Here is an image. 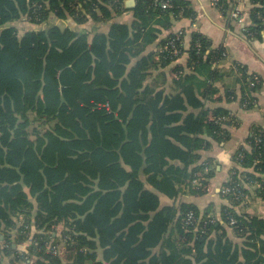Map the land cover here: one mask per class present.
Listing matches in <instances>:
<instances>
[{"label": "trees", "instance_id": "trees-1", "mask_svg": "<svg viewBox=\"0 0 264 264\" xmlns=\"http://www.w3.org/2000/svg\"><path fill=\"white\" fill-rule=\"evenodd\" d=\"M164 1L170 5L162 7ZM225 2L215 0L221 9ZM248 3L247 32L259 33L264 0ZM122 10L123 0H0V241L6 244L0 258L264 264V219L235 210L244 195L236 174L222 185L233 190L221 191L229 205L218 215L190 203H160V195L176 200L187 185L201 193L212 176L208 161L194 166L199 151L209 146L206 136L221 140L232 124L229 111L206 106L214 81L230 78L227 95L240 86L248 107L258 78L240 63L224 73L215 68L227 62L225 48L212 49L194 31L188 72L176 65L168 82L164 69L180 54L165 46L177 33L157 51L143 52L172 21L195 17L187 0H136L134 21L112 23L108 33L79 27ZM247 144L250 151L240 148L237 159L264 172V135L253 130ZM257 192L264 199V182ZM189 211L197 221L186 225ZM58 224L63 228L53 235ZM49 237L67 262L46 250Z\"/></svg>", "mask_w": 264, "mask_h": 264}, {"label": "crops", "instance_id": "crops-1", "mask_svg": "<svg viewBox=\"0 0 264 264\" xmlns=\"http://www.w3.org/2000/svg\"><path fill=\"white\" fill-rule=\"evenodd\" d=\"M128 1L123 0L124 10L117 14L114 13L109 21H90L79 27L85 29V31H90V33L93 29L108 33L112 23L131 24L135 18L133 7L136 0L131 5ZM187 1L195 11V17L193 19L181 18L172 21L171 27L162 30L158 34L157 40L148 45L143 54L157 51L160 43L166 37L172 33L182 32L181 53L175 61L164 69L169 82L174 77V73H172L174 66H183L184 72H188L186 64L192 32L199 31L211 41L212 49L225 48L227 62H215V68L221 69L224 73L228 70V65L233 62L240 63L246 66L249 74H253L258 78V89L251 94L252 105L246 107L247 101L242 102L240 86H235V93L231 96L227 95V91L231 89L225 86L229 84L230 78H226L223 74L224 78L214 81L216 92L212 99L206 102V106L208 109L223 108L229 111L232 124L227 125V134L221 140L206 136L209 146L199 151L200 159L194 166L208 161L210 164L209 170L213 171L212 176L206 180V185L201 193L194 191L187 185L184 187V192L176 200L160 195V203L161 205L175 204L176 206L181 203H190L203 214L218 215L223 205H229L227 198L221 194V187L231 179L233 174H236L235 177L240 180L244 187V195L239 203L234 204L235 210L238 213L245 212L264 219V199L257 192L261 183L264 182V172L257 170L255 163L246 165L237 159L240 148L247 150V152L250 151L247 139L253 130L264 135V30L259 31V33L252 32L253 34L247 32V28L252 24L249 17V9L251 8L249 3L226 0L224 9H221L217 6L215 0ZM49 23L61 25V22L58 19H53V17L49 18ZM62 23L65 25L64 22ZM71 24L73 26V23ZM45 25L43 24V26ZM153 73L156 74L157 71H153ZM194 180L192 184L197 182V179ZM62 228L63 225L58 224L53 235L58 234ZM227 231L231 240L238 244L242 243L243 240L234 236L230 228H227ZM13 247H15L14 244ZM10 259V254L3 256L0 258V264H8ZM98 259H101L100 251L98 252ZM62 261L63 263L67 262L65 255Z\"/></svg>", "mask_w": 264, "mask_h": 264}, {"label": "built area", "instance_id": "built-area-1", "mask_svg": "<svg viewBox=\"0 0 264 264\" xmlns=\"http://www.w3.org/2000/svg\"><path fill=\"white\" fill-rule=\"evenodd\" d=\"M237 3H248L249 0H233ZM162 7H168L170 5V2L169 1H164L162 2ZM236 14V12L234 13V15ZM179 33V32H178ZM178 33L176 34V37H172L170 39H167V42H166V46H165V49H168L169 50V46L171 47L170 51H171V55L172 56H178L180 54V50L177 48V38H179V35ZM200 44L198 43L197 46H199ZM231 190H233L231 187H222L221 188V191L223 193H227V192H230ZM195 221H197V218L195 217L194 213L192 211H189L185 214V217H184V222L186 225H190V224H193ZM45 247H46V250L48 252H50L52 255H58V256H61V253H62V248H61V245L59 244H55L53 243V239L49 237V240H47V242L45 243ZM61 244V243H60ZM6 246V244H3L1 241H0V255H1V250L3 249V247Z\"/></svg>", "mask_w": 264, "mask_h": 264}, {"label": "water", "instance_id": "water-1", "mask_svg": "<svg viewBox=\"0 0 264 264\" xmlns=\"http://www.w3.org/2000/svg\"><path fill=\"white\" fill-rule=\"evenodd\" d=\"M134 2V0H129L128 3L131 5Z\"/></svg>", "mask_w": 264, "mask_h": 264}, {"label": "rangeland", "instance_id": "rangeland-1", "mask_svg": "<svg viewBox=\"0 0 264 264\" xmlns=\"http://www.w3.org/2000/svg\"><path fill=\"white\" fill-rule=\"evenodd\" d=\"M222 187H223V186H222ZM222 187H221V188H222ZM61 254L64 255L63 253H61ZM62 255H61V256H62Z\"/></svg>", "mask_w": 264, "mask_h": 264}]
</instances>
